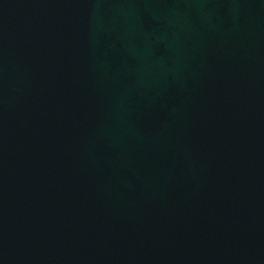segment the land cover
<instances>
[{"label": "water", "instance_id": "water-1", "mask_svg": "<svg viewBox=\"0 0 264 264\" xmlns=\"http://www.w3.org/2000/svg\"><path fill=\"white\" fill-rule=\"evenodd\" d=\"M0 264H264V0H0Z\"/></svg>", "mask_w": 264, "mask_h": 264}]
</instances>
